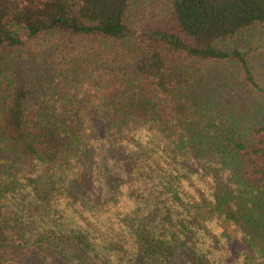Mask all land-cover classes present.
<instances>
[{"label":"trees","instance_id":"trees-1","mask_svg":"<svg viewBox=\"0 0 264 264\" xmlns=\"http://www.w3.org/2000/svg\"><path fill=\"white\" fill-rule=\"evenodd\" d=\"M0 264H264V0H0Z\"/></svg>","mask_w":264,"mask_h":264},{"label":"rangeland","instance_id":"rangeland-1","mask_svg":"<svg viewBox=\"0 0 264 264\" xmlns=\"http://www.w3.org/2000/svg\"><path fill=\"white\" fill-rule=\"evenodd\" d=\"M255 57L258 58L260 64L263 63V61H262L263 59H261L262 57H260V56H255Z\"/></svg>","mask_w":264,"mask_h":264},{"label":"clouds","instance_id":"clouds-1","mask_svg":"<svg viewBox=\"0 0 264 264\" xmlns=\"http://www.w3.org/2000/svg\"><path fill=\"white\" fill-rule=\"evenodd\" d=\"M217 232H219V229H217ZM224 255H226V253H224Z\"/></svg>","mask_w":264,"mask_h":264}]
</instances>
